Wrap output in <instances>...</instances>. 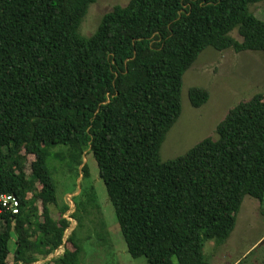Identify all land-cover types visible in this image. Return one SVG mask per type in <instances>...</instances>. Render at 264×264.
I'll list each match as a JSON object with an SVG mask.
<instances>
[{"label":"trees","instance_id":"obj_1","mask_svg":"<svg viewBox=\"0 0 264 264\" xmlns=\"http://www.w3.org/2000/svg\"><path fill=\"white\" fill-rule=\"evenodd\" d=\"M96 2L0 0V198L20 202L18 214L0 203V264H36L63 246L53 264H82L79 230L100 213L97 192L83 187L74 199L78 226L65 242L69 207L59 205L51 163L72 180L82 167L85 181L89 154L133 259L211 264L207 243L230 239L246 197L264 215V94L230 110L216 139L166 162L161 150L202 53L264 52V21L252 10L264 0H131L85 37ZM189 99L201 108L210 92L194 87Z\"/></svg>","mask_w":264,"mask_h":264},{"label":"rangeland","instance_id":"obj_2","mask_svg":"<svg viewBox=\"0 0 264 264\" xmlns=\"http://www.w3.org/2000/svg\"><path fill=\"white\" fill-rule=\"evenodd\" d=\"M130 1L97 0L90 7L80 33L85 37L93 36L105 14L112 11L115 6H126ZM252 10L264 21V2L255 5ZM232 36L241 40L237 31L233 32ZM194 87L204 88L210 92V100L201 108H194L190 102L189 91ZM259 93L264 94V52L236 53L233 50L219 52L214 48H208L184 77L182 115L167 135L161 150L162 161L166 162L184 155L207 138L216 139L217 126L230 110ZM84 163L88 165L90 172V178L85 181L82 167L79 170L80 176L72 180L59 162L51 163L58 183L59 205L69 207L65 217L71 225L65 234V242L78 226V222L73 218L76 212L74 199L81 195L83 187L93 186L97 192L100 213L92 209L91 215L84 217L83 229L79 230V236L84 240L82 264H148L145 258L133 259L128 253L114 207L100 178L94 156L86 155ZM82 198L86 199L84 196ZM60 207H51V214L55 219L61 216ZM101 217L107 226L105 232L99 231L102 229ZM10 248L13 254L16 249L15 233L12 234ZM64 252L65 246L48 258L38 256L36 264H53L52 261L58 259ZM205 256L211 264H264V215L261 214L260 205L254 198H245L238 214L236 229L230 239L222 245L216 241L207 243ZM10 260L12 261V257Z\"/></svg>","mask_w":264,"mask_h":264},{"label":"built area","instance_id":"obj_3","mask_svg":"<svg viewBox=\"0 0 264 264\" xmlns=\"http://www.w3.org/2000/svg\"><path fill=\"white\" fill-rule=\"evenodd\" d=\"M0 203L2 205V208L6 209L8 211H11L13 214H18L19 213L20 202L14 195H9L8 194V195L2 196L0 198Z\"/></svg>","mask_w":264,"mask_h":264},{"label":"crops","instance_id":"obj_4","mask_svg":"<svg viewBox=\"0 0 264 264\" xmlns=\"http://www.w3.org/2000/svg\"><path fill=\"white\" fill-rule=\"evenodd\" d=\"M258 202V201H257Z\"/></svg>","mask_w":264,"mask_h":264}]
</instances>
